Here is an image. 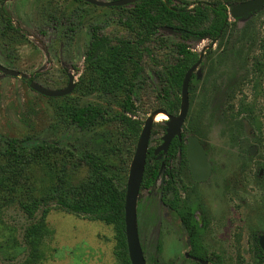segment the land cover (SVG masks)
Returning <instances> with one entry per match:
<instances>
[{
  "label": "rangeland",
  "instance_id": "1",
  "mask_svg": "<svg viewBox=\"0 0 264 264\" xmlns=\"http://www.w3.org/2000/svg\"><path fill=\"white\" fill-rule=\"evenodd\" d=\"M222 1L229 2L230 14L232 6L244 0ZM130 8L131 4L125 10L100 7L84 0H0V24L2 14H9L25 34L23 43L15 44L11 36L0 31V62L29 76L24 79L0 72V133L18 137L34 131L53 139L60 137L62 101L36 92L27 80L61 89L68 85V73H72L76 88L69 95L73 102L102 103L119 111L117 102L98 92H87L88 74L81 78L86 73L85 53L93 28L113 39H136L125 24ZM176 39L171 30L162 28L147 43L152 54L145 52L141 60L147 77L138 88L136 102L138 118L143 122L154 110L162 109L152 78L158 63L176 56ZM209 45L208 40L192 43L197 52L205 50V55L194 72L197 90L194 101L190 99L189 116L195 117L206 142L213 175L204 183H196L188 168L177 165L178 158L172 165L184 189L182 196L198 204L208 218L201 235L207 259L218 264H264L255 248L256 239L264 234V6L240 19L220 45ZM209 50L212 59L206 58ZM156 123L165 125V121ZM98 129L114 131L115 125L104 122ZM154 130L157 134L150 145L159 146L164 130L157 126ZM93 133L75 138L85 143ZM163 184L160 178L153 187L140 190L138 227L147 263L157 258L159 264H195L184 257L190 247L179 219L161 201ZM47 221L51 234L46 238L41 264H120L113 225L55 206ZM29 223L18 208L2 211L0 264H19L25 259L24 232Z\"/></svg>",
  "mask_w": 264,
  "mask_h": 264
},
{
  "label": "trees",
  "instance_id": "2",
  "mask_svg": "<svg viewBox=\"0 0 264 264\" xmlns=\"http://www.w3.org/2000/svg\"><path fill=\"white\" fill-rule=\"evenodd\" d=\"M228 5L229 2L222 0L134 1L125 24L136 39H113L93 28L85 53L86 73L81 78L83 80L88 74L87 92H98L117 102L119 111L102 103L80 105L73 102L70 95L49 98L62 101L58 113L62 125L60 137L53 139L34 131L18 137L0 133V214L15 207L30 220L24 232L27 256L19 264H41L45 259V241L51 234L47 218L52 206L113 225L115 255L120 264H132L126 239L125 197L130 164L144 126L138 118L136 102L138 88L146 83L147 77L141 60L145 52L152 54L147 43L162 28L171 30L177 38L174 43L176 56L158 63L152 78L153 86L161 97V108L170 115H177L184 76L200 56L192 43L208 40L210 44L220 45L229 36L230 30L237 27V20L230 21ZM118 8L125 10V6ZM1 9L7 11L5 6ZM8 15L2 14L0 31L11 36L15 44H22L25 34ZM211 52L209 50L207 59H212ZM197 80V76L193 75L190 81L191 102L196 94ZM104 122L113 123L115 130H99ZM159 125L156 122L153 125L150 144L157 134L155 126L161 127L165 133L166 126ZM185 125L182 140L175 137L164 158L167 164L171 158H179L180 166L189 169L186 138L189 134L201 139L203 136L195 117L188 114ZM91 131L93 136L85 143L76 140L75 135H86ZM203 143L206 145L204 140ZM156 147L149 145L141 188L153 187L158 179L163 178L161 191L166 194L167 190L174 189L177 175L170 170L161 172V161L154 152ZM113 158L116 163H113ZM166 176L170 178L166 180ZM178 201L176 194L169 202L175 206ZM193 211L190 208L183 221L189 230L193 249L197 251V236L201 227ZM255 247L264 257L257 240Z\"/></svg>",
  "mask_w": 264,
  "mask_h": 264
},
{
  "label": "water",
  "instance_id": "3",
  "mask_svg": "<svg viewBox=\"0 0 264 264\" xmlns=\"http://www.w3.org/2000/svg\"><path fill=\"white\" fill-rule=\"evenodd\" d=\"M87 3L97 5L100 7L126 6L136 0H84ZM264 6V0H246L234 6L230 11L233 17H245L250 13L255 12ZM205 50L200 52L198 60L186 72L182 88H181V104L180 111L177 115H170L164 109L154 110L145 120L141 134L139 136L136 150L132 158L129 175L126 187L125 197V225H126V239L128 245V252L132 264H147L143 253L142 245L138 230V200L140 195L141 184L143 181L148 149L150 145V138L154 123L157 121L155 117L158 114L164 113L168 120H165L166 130L162 136V143L156 147L155 154L166 153L170 147L172 140L178 137L182 140L183 127L185 125L187 116L190 110V93L189 86L194 72L200 66ZM0 72L7 76L28 78V74L11 67L5 66L0 62ZM30 87L36 92L47 97H64L71 94L76 88L75 76L68 73V85L61 89H49L39 83L32 81ZM158 155V159L161 158ZM186 158L189 163L191 175L194 181L203 182L211 177L213 172V165L208 158L205 146L201 139L195 135L190 134L186 141ZM164 163H162V166ZM259 244L264 251V235L259 238ZM202 264H209L208 261L198 259Z\"/></svg>",
  "mask_w": 264,
  "mask_h": 264
},
{
  "label": "flooded vegetation",
  "instance_id": "4",
  "mask_svg": "<svg viewBox=\"0 0 264 264\" xmlns=\"http://www.w3.org/2000/svg\"><path fill=\"white\" fill-rule=\"evenodd\" d=\"M244 1H246V0H244ZM243 2V1H242ZM132 4V3H131ZM129 5V4H128ZM127 6V5H126ZM263 7V6H262ZM261 7V8H262ZM261 8H259V9H261ZM232 9V8H231ZM258 9V10H259ZM231 11V10H230ZM257 11V10H256ZM255 11V12H256ZM254 13V12H253ZM252 13H250L249 15H251ZM230 15V14H229ZM249 15H247V16H249ZM247 16H245V17H247ZM233 17V16H232ZM245 17H233L234 18V21L235 20H237V25H238V21L240 20V19H242V18H245ZM230 21H231V15H230ZM234 21H232V22H234ZM209 46H214V44L212 43V44H210ZM210 48H212V47H209V49ZM204 55H205V53H204ZM204 58V57H203ZM203 61V60H202ZM202 63V62H201ZM201 65V64H200ZM199 68V67H198ZM72 74V73H71ZM194 75V74H193ZM32 82V81H31ZM186 123V122H185ZM166 126V125H165ZM166 130V129H165ZM183 132H184V127H183ZM165 134V133H164ZM190 135V134H189ZM188 135V136H189ZM187 136V137H188ZM162 138V137H161ZM182 138H183V133H182ZM201 139V138H200ZM180 140V139H179ZM181 141V140H180ZM186 141H187V138H186ZM201 142L203 143V140L201 139ZM203 145L205 146V148H206V151H207V154H208V158H209V152H208V149H207V147H206V145L203 143ZM158 147V146H157ZM168 152V151H167ZM166 152V153H167ZM166 153H159V154H157V158H158V155H162L161 156V158L160 159H158V160H160L161 161V172L163 171H165V170H170V171H172V172H174L177 176L176 177H178V172L174 169V167H173V165H172V160L174 159V157L173 158H171L169 161H168V164H167V161L165 160V158H164V156H165V154ZM178 160H179V158H178ZM209 160H210V158H209ZM210 162L212 163V161L210 160ZM162 163H164V165L162 166ZM177 165H179L180 166V163L178 162V164ZM188 165H189V163H188ZM212 165H213V163H212ZM189 170H190V167H189ZM213 171H214V165H213ZM190 174H191V171H190ZM212 175H213V172H212V174H211V177H212ZM210 177V178H211ZM170 177H167L166 176V180H168ZM191 178H192V175H191ZM209 178V179H210ZM209 179H207L206 181H208ZM192 180H193V178H192ZM194 181V180H193ZM206 181H203V182H196V181H194V182H196V183H204V182H206ZM174 189L173 190H167L166 191V194H164L163 192H162V195H161V198H165V205L167 206V208L169 209V212L171 213V215H173L174 217H177L178 219H179V221H180V228H181V230H183V231H185V234L187 235V238H188V240H187V242H186V244L190 247V250L189 251H187V252H185V254H184V257H186V258H189L190 260H192L193 261V263H195V264H202L198 259H201V260H205V261H208V263L209 264H218V263H215V262H213V261H211L210 259H207V256H206V254H205V252H204V250H203V246H202V241H201V235H202V232L204 231V229L207 227V225H208V218H207V216H206V214H205V212L203 211V209L198 205V204H191V203H189V201L187 200V198L186 197H183L182 196V193L184 192V189L183 188H181L182 186L180 185L179 186V184H178V178H176L175 179V182H174ZM141 190V189H140ZM164 194V195H163ZM176 194H178V204H176L175 206H173V204H170V200H172L173 198H175L176 197ZM138 208H139V200H138ZM138 208H137V213H138ZM193 209L194 211H193V216L196 218V220L199 222V226L201 227V229L199 230V233H198V236H197V239H198V242H199V246H198V250L197 251H194V249H193V246H192V244H191V238H190V235H189V230L186 228V226H185V222L183 221V219H185L186 217H187V215H188V210L189 209ZM138 230H139V227H138ZM261 235H264V234H261ZM261 235H259V237L256 239L257 241H258V243H259V238H260V236ZM139 237H140V232H139ZM140 242H141V239H140ZM141 245H142V243H141ZM259 246H260V244H259ZM261 247V246H260ZM256 248V247H255ZM142 249H143V246H142ZM262 249V248H261ZM159 250H160V246H159ZM257 250V249H256ZM262 251H263V249H262ZM143 253H144V249H143ZM257 253L259 254V256L260 257H262V258H264L263 256H262V254H261V252L260 251H258L257 250ZM263 254H264V251H263ZM144 256H145V253H144ZM145 259H146V256H145ZM153 260H157V262H154ZM152 260V264H159V260L157 259V258H155V259H153ZM146 263H147V259H146ZM148 264V263H147Z\"/></svg>",
  "mask_w": 264,
  "mask_h": 264
},
{
  "label": "bare ground",
  "instance_id": "5",
  "mask_svg": "<svg viewBox=\"0 0 264 264\" xmlns=\"http://www.w3.org/2000/svg\"><path fill=\"white\" fill-rule=\"evenodd\" d=\"M168 117H167V115L166 114H164V113H161V114H158L156 117H155V120H159V121H164V120H166Z\"/></svg>",
  "mask_w": 264,
  "mask_h": 264
}]
</instances>
